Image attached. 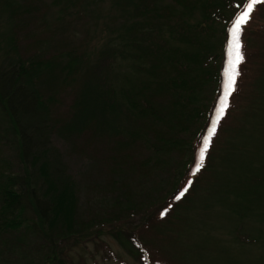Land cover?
<instances>
[{
    "label": "trees",
    "instance_id": "16d2710c",
    "mask_svg": "<svg viewBox=\"0 0 264 264\" xmlns=\"http://www.w3.org/2000/svg\"><path fill=\"white\" fill-rule=\"evenodd\" d=\"M13 1L5 0V6L12 9ZM78 2L80 5L79 0ZM110 2L119 14L122 13L121 30L117 39L123 48L118 50L115 46H103L101 50H105V53L92 67H89L90 59L80 53V48L75 49L72 54L61 52L62 55L58 56L59 60H67L60 68L65 74L61 84L75 83L79 79L81 81L77 101L72 106L73 118L68 126L71 129L82 128L97 119L104 124L106 132L115 129L123 134L129 132V135H135L133 140L142 138L144 130L157 135L158 144L153 143L148 147H151L153 156L157 158L155 165L158 160L161 162L164 159V155L168 157L170 162L166 163L170 164L171 176L167 179V186L171 190L164 198L150 204L143 213L146 218L141 224L152 227L149 237L140 240L135 234L126 232L123 244L140 264H167L163 259L168 254L163 247L165 238L158 227L163 224L173 225L171 222L177 218L178 210L191 207L194 200L199 201L198 198L204 195L217 193L224 206L238 212L241 218L251 213L252 216L264 217V154H261L264 153V123L258 135V144L253 149L243 150L242 146L220 145L223 143L222 134L229 133V130L237 134L247 129L245 123L241 124L235 117V113L251 105L254 91L263 86L264 40L256 37L257 47L261 48L255 50L248 48V42L250 33H263L264 37V26L250 31L251 19L258 9L255 5L251 19L244 26L240 37L244 61L238 66L235 91L229 96L228 108L217 125L203 166L198 172L195 170L192 173L197 152L207 134L220 94L226 49L230 40L229 30L248 0ZM69 6L75 8L76 4L73 0H67L62 11L66 13ZM9 45L14 50V42L10 41ZM118 57L130 63L136 77L137 74L147 77L145 83L148 85L142 80L133 81L126 75L122 76L123 80L120 82L110 78L111 70L121 66ZM50 64L58 65L59 62L57 59L44 61L40 58L28 62L18 61L0 72V116L16 137L26 174L15 176L0 171V233L17 230L24 222H28L24 217L27 199L30 201L27 206H33L31 209H34L39 218L37 224L40 223L42 227L47 223L50 231L58 224L69 233L58 237V241L51 242L52 255L43 264H53L56 261L54 253L59 261L56 264H72L73 260L69 257L62 260L59 256L62 248L66 249L70 240L77 244L89 237L81 233L70 234L75 212L72 182L67 176L62 177L64 174L57 168L54 172L49 171V152L44 140L46 136H43L47 133L48 122L40 117L43 112L42 102L35 85L40 84L42 75L46 74L44 67L52 68ZM47 73L52 75L49 71ZM243 88L248 90L247 96ZM201 90H208L210 93L207 106H198L197 99ZM153 93L169 96L168 105L172 108L170 112H166L170 109H161L159 104H153ZM244 96L246 97L241 103ZM165 115L168 117L166 120ZM172 119L178 120L179 127L171 125ZM227 121L231 123H226ZM134 122H138V128L130 131V124ZM151 122L168 123L167 127L171 130L160 133ZM192 122L196 128L194 132L188 127ZM39 147V150L45 151L41 156L42 160L46 158L49 162L39 160L36 154ZM220 147L225 150L222 152L225 155H221L223 161L231 162L228 163V168H222L221 173L216 174L212 169V160ZM31 149H35L33 153ZM229 155H234L235 161L228 160L226 157ZM39 161L40 164L37 163ZM27 164L32 167L38 165V177L44 185L43 202L31 187L30 180L35 174L28 173ZM188 181H191L190 186ZM185 187H188V191L180 200H176L175 197ZM201 191L207 193L202 195L199 193ZM196 195L199 197L196 198ZM94 232L95 230L88 235H94ZM40 234L45 236L46 232L42 229ZM159 237L163 238L162 243ZM109 255L111 256L110 250Z\"/></svg>",
    "mask_w": 264,
    "mask_h": 264
},
{
    "label": "rangeland",
    "instance_id": "374dc122",
    "mask_svg": "<svg viewBox=\"0 0 264 264\" xmlns=\"http://www.w3.org/2000/svg\"><path fill=\"white\" fill-rule=\"evenodd\" d=\"M66 1L14 0L11 9L5 6V0H0V72L18 61L28 62L40 58L44 61L57 59L59 62L58 65L50 64V69L48 66L44 67L46 74L42 75L40 84L35 85L42 102L43 112L40 117L48 122L47 133L43 136H46L44 140L50 162L46 158L42 160L41 156L45 151L39 150L40 147L36 149V154L39 160L51 164H48L50 172L57 168L64 174L62 177L67 176L72 182L75 212L70 234L81 233L89 237L88 240L79 241L77 244L72 240L68 241L66 249L62 248L59 255L61 259L67 260L69 257L74 264H140L123 244L124 236L126 232H130L141 240L148 238L152 233L151 225L141 224L146 218L143 213L150 204L164 198L171 190L170 186H167V179L171 176L170 164L166 163L170 161L164 155V159L161 162L158 160L155 165L157 158L153 156L148 145L158 144L157 135L145 130L142 138L133 140L135 135H129V132L123 134L116 129L106 132L104 124L97 119L82 128H69L68 123L73 118L72 106L77 101L81 81L79 79L75 83L61 84L65 74L60 68L67 60H59L58 56L62 55L61 52L72 54L75 49L80 48V53L90 59L89 67H92L105 53V50H101L103 46H115L118 50L123 46L121 47L117 39L121 30L122 13L119 14L110 0H79L80 5L78 0H73L75 8L69 6L64 13L62 10ZM249 2L250 0L247 4ZM247 4L241 13L246 10ZM256 5L258 9L251 19V32L264 26V3ZM250 35L248 48L260 49L261 46L257 47L256 37L264 40L263 33ZM10 41L14 42L16 49L13 50L9 45ZM119 60L121 66L111 70L110 78L120 82L123 80L122 76L126 75L133 81L137 79L145 83L147 77L138 74L136 77L129 66L130 63L118 57ZM227 68L228 49L216 109L223 97ZM48 71L52 75H49ZM49 76L56 78L51 79ZM254 92L253 103L235 113V117L241 124L245 123L247 129L237 134L230 130L229 133L222 134V147L234 145L248 150L258 144V135L264 123V81L263 86ZM244 93L247 96L248 90L244 89ZM153 94V104H159L161 109H170L166 111L170 112L172 108L168 105L169 96L164 93ZM209 95L208 90H201L197 99L198 106H207ZM246 96L242 97L241 103ZM214 116L215 111L211 122ZM229 116H232L231 113ZM166 119L168 117L165 115ZM2 121L0 116V171L15 176H26L16 137L8 130L10 127ZM151 124L160 133H168L171 130L165 122ZM171 125L179 127L178 120L172 119ZM188 127L192 132L196 130L193 122ZM137 128L138 122H134L130 124L129 130ZM202 146L203 143L199 150ZM34 150L31 149V153ZM199 150L196 164L199 161ZM223 151L225 150L220 147L212 160V169L216 174L221 173L220 169L228 168V163L231 162L223 161ZM226 158L235 161L234 155ZM41 161L37 163L40 164ZM196 164L192 173L196 170ZM26 166L28 173L35 174L30 180L31 187L34 188L37 198L43 202L44 185L38 177V165ZM199 193L203 195L207 192ZM220 197L217 193L204 195L198 198L199 201L194 200L191 207L178 210L177 218L171 222L173 225L163 224L158 227L165 238L163 247L168 254L163 259L167 264H264L263 215L252 216L251 213L241 218L238 212L224 206ZM26 202L24 217L28 222H24L17 230L0 233V264H43L52 255L51 242L69 234L58 224L52 227L51 231L47 223L42 228L40 223L37 224L39 218L34 209H31L33 206H27L30 201L26 199ZM42 229L46 232L45 236L40 234ZM94 230V235L92 233L89 236ZM159 239L162 243L163 238ZM53 256L56 259L53 264L59 263L57 254L54 253Z\"/></svg>",
    "mask_w": 264,
    "mask_h": 264
},
{
    "label": "snow or ice",
    "instance_id": "6c2138e0",
    "mask_svg": "<svg viewBox=\"0 0 264 264\" xmlns=\"http://www.w3.org/2000/svg\"><path fill=\"white\" fill-rule=\"evenodd\" d=\"M258 3H264V0H250L247 4L246 10L239 14L230 28V40L227 45L228 49V68L226 70L227 81L224 85L223 97L220 100L219 107L215 110L214 119L211 122V126L207 132V135L203 138V146L199 150V161L196 164V171L198 172L203 166L205 154L209 148L212 137L216 133L217 125L223 117L226 109L228 108V98L235 91L236 78L239 75L238 66L244 61V56L241 53V35L244 31V26L250 21L251 13L254 10V6ZM188 185H191V181H188ZM188 191V187H185L176 197V200H180Z\"/></svg>",
    "mask_w": 264,
    "mask_h": 264
}]
</instances>
